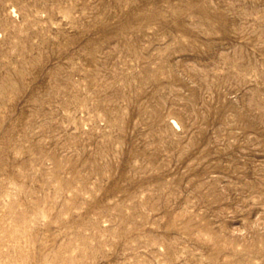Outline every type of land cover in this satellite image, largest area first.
I'll return each instance as SVG.
<instances>
[{"label":"rangeland","instance_id":"374dc122","mask_svg":"<svg viewBox=\"0 0 264 264\" xmlns=\"http://www.w3.org/2000/svg\"><path fill=\"white\" fill-rule=\"evenodd\" d=\"M0 264H264V0H0Z\"/></svg>","mask_w":264,"mask_h":264}]
</instances>
